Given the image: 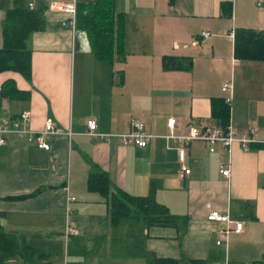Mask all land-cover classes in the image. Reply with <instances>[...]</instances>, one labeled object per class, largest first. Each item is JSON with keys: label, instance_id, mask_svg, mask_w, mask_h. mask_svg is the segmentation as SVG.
<instances>
[{"label": "crops", "instance_id": "0c3cea01", "mask_svg": "<svg viewBox=\"0 0 264 264\" xmlns=\"http://www.w3.org/2000/svg\"><path fill=\"white\" fill-rule=\"evenodd\" d=\"M52 1L76 8L95 0H28L42 20L26 39L30 78L4 70L0 87L11 79L29 96L0 95V118L28 111L29 127L39 129L50 118L59 131L44 136L47 149L17 133L0 144V226L26 240L62 239L64 254L54 264H148L153 256L155 264H262L264 59L235 58L233 30H264V0H112L123 32L120 52L109 61L93 55L82 30L61 24L70 15L48 9ZM4 17L0 7V46ZM164 55L189 58V69H164ZM223 83L231 85V127L237 134L253 127L252 139L246 148L236 140L226 147L192 139L180 160L178 141L162 136L168 118L176 119L175 132L189 124L216 127L210 98L225 101ZM89 118L102 132L125 131L130 118H139L152 135L143 146L94 136L86 132ZM181 164L190 169L182 177ZM221 164L228 165L227 176L219 171ZM93 170L106 172L112 190L139 196L151 191L178 225L143 226L138 236L145 253L136 247L126 253L120 239L133 237L114 229L108 199L87 188ZM66 193L74 196L67 219L76 228L67 235ZM211 209L242 222L222 244L215 243L220 222L206 219Z\"/></svg>", "mask_w": 264, "mask_h": 264}, {"label": "trees", "instance_id": "16d2710c", "mask_svg": "<svg viewBox=\"0 0 264 264\" xmlns=\"http://www.w3.org/2000/svg\"><path fill=\"white\" fill-rule=\"evenodd\" d=\"M168 1L172 3V0ZM0 7L5 11L0 46V72L12 70L29 79L30 49L26 45V39L32 31L42 27L38 9L30 8L28 0H0ZM75 27L85 33L96 58L109 61L114 53L120 52L122 15L113 13L112 0L76 3ZM233 56L243 60L264 59V30L234 28ZM161 65L169 70L189 69L190 59L164 55L161 58ZM0 95L25 100L29 93L18 89L13 80L6 79L1 84ZM210 117L214 119L216 127L225 130L229 123V113L223 98H210ZM86 186L108 199L109 221L114 229L118 232L123 230L121 232L133 237L131 241L127 238L120 239L126 253L133 254L135 249L136 252L145 253L144 250L141 251L138 236L143 226L178 225L175 215L171 214L164 204L156 201L151 191L147 195L139 196L121 189L112 190L107 174L103 170L89 171ZM22 196L24 195H17ZM15 255L27 262L40 263L47 253L42 247L29 243L22 235L4 230L0 226V264H5ZM155 260L153 256L148 264H155ZM258 262L264 263V254Z\"/></svg>", "mask_w": 264, "mask_h": 264}, {"label": "built area", "instance_id": "2783aa9c", "mask_svg": "<svg viewBox=\"0 0 264 264\" xmlns=\"http://www.w3.org/2000/svg\"><path fill=\"white\" fill-rule=\"evenodd\" d=\"M28 6L31 8L32 3L28 2ZM48 9L59 10L66 12L70 15L67 21H62V25H67L70 29L75 27V5L74 3H62L52 1L48 4ZM204 37L208 36V31H203L201 33ZM221 90L228 93V97L225 98L227 105H230V94L231 85L230 83H223L221 85ZM28 111H22L17 116L12 118H0V144L5 140V136L9 133H17L24 135L28 140H33L35 144L40 148L47 149L49 144L44 139V136L48 133L59 131L57 127L54 126L53 121L50 118H46L43 126L39 129H33L28 126ZM87 133L108 138L109 136H116L122 141L131 140L137 146H143L146 144L149 137L152 135L144 131L143 122L139 118H130L128 123V129L121 132H102L96 129V122L94 119H87L85 122ZM176 119L174 117H169L167 120V132L162 136L165 138H170L178 141V145L175 147L177 151L178 158L183 159L185 153V145L192 139H203L209 142L219 141L224 146L228 145L234 140L238 141L242 148L247 147V143L252 139L250 133L254 131L253 127H248L245 131L237 134L230 123L227 124L225 130L220 127L211 126H197L193 124L186 125L183 131L175 132ZM67 133L69 131L66 130ZM209 150L213 147L209 146ZM189 167L186 164H181L179 176L189 172ZM221 174L227 176L229 168L227 164H221L219 167ZM74 199V196L66 193L64 201V211L66 214V221L64 225V234L75 233L76 228L67 219V215L70 212L69 202ZM206 219L215 220L220 222V226L216 228V244H222L226 241L227 235L234 231L238 232L241 229L242 222L236 218L231 217L227 212H221L217 209H211L206 213ZM62 264H67L64 260Z\"/></svg>", "mask_w": 264, "mask_h": 264}, {"label": "rangeland", "instance_id": "374dc122", "mask_svg": "<svg viewBox=\"0 0 264 264\" xmlns=\"http://www.w3.org/2000/svg\"><path fill=\"white\" fill-rule=\"evenodd\" d=\"M123 231V230H121ZM27 241L29 243H32L34 245H45V247H50L49 250H47L46 252H48V256H47V261L45 262H40V263H31V262H25L24 264H54L55 263V259H57V256L62 257V255L64 254V243L63 240L60 238H54V239H48V238H43V237H35L32 240H29V238L27 239ZM60 245V249L59 246ZM56 250L59 252H56ZM16 261H22L23 259H21L19 256L15 255L12 258H9L8 261L5 264H15V262L13 263V260Z\"/></svg>", "mask_w": 264, "mask_h": 264}]
</instances>
